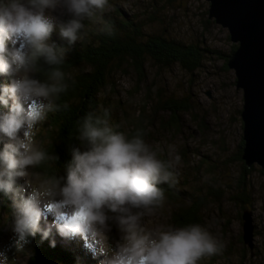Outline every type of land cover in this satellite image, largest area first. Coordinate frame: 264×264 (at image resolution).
Segmentation results:
<instances>
[{
    "label": "clouds",
    "instance_id": "9594fccd",
    "mask_svg": "<svg viewBox=\"0 0 264 264\" xmlns=\"http://www.w3.org/2000/svg\"><path fill=\"white\" fill-rule=\"evenodd\" d=\"M108 3L0 0V74L10 81L0 85V105L9 108L0 112V135L9 141L0 148V193L11 196L15 209V238L9 248L0 249V264H9L8 252L25 251L29 238L37 234L54 248L53 227L62 239L79 237L87 252L102 257L100 264H198L221 251L217 239L198 223L151 230L141 225L140 214L131 209L163 205L164 193L157 185L174 179L172 165L159 158L158 149L147 144L142 133L129 137L106 119L91 114L83 118L78 130L87 149L73 152L65 178L48 179L30 191L17 183L31 167L50 158L36 146L37 125L68 88L61 67L65 55L49 43L51 34L58 29L73 44L81 38L85 20L110 32L103 21ZM9 41L11 48L6 46ZM41 58L50 67L45 80L35 77ZM105 208L122 213V234L115 247L107 234ZM48 217L52 223L42 226Z\"/></svg>",
    "mask_w": 264,
    "mask_h": 264
},
{
    "label": "rangeland",
    "instance_id": "374dc122",
    "mask_svg": "<svg viewBox=\"0 0 264 264\" xmlns=\"http://www.w3.org/2000/svg\"><path fill=\"white\" fill-rule=\"evenodd\" d=\"M122 13L143 24L146 33L162 32L182 42H197L222 53L208 55L192 74L178 65L168 68L149 64L146 67V86L133 97L131 93H134L136 83L134 72L130 69L127 74L118 71L114 73L116 88L101 94L100 97L109 96L108 103L115 112V103L121 101L131 115L141 109L144 89L147 87L152 89V92L162 90L165 97L173 95L179 99H190L193 110L181 113L180 130L165 127L161 120L168 121V113L150 109V114L154 117L150 127L152 136L145 142L158 149L160 159L171 163L173 181L180 191L186 194L207 195L206 204L201 211V225L222 247L220 252L202 258L198 264H259L264 261V173L258 165H254V171L247 177L243 190L241 162L237 157L243 135V91L236 86L234 70L226 65V59L234 44L230 40L228 29L209 18V3L206 0H109L103 15L112 18ZM54 15L59 16V13L55 12ZM67 18L60 17L64 20ZM82 23H89L90 28H93L95 22L85 20ZM84 30L83 33L88 35L89 28L84 27ZM52 36L53 33L50 41ZM6 44L9 48L13 47L10 41ZM151 104L153 106V101ZM49 114L50 112L37 125L35 143L41 151H44L48 143ZM113 121V118L108 119L110 125ZM7 142L8 138L0 135V144ZM66 168L67 166H63L60 170L55 169V173L63 179ZM28 171L29 175L18 177L17 183L26 188L28 186L29 191L31 187L51 179L45 173L39 172L37 166ZM213 189L219 190V197L214 193L210 194ZM172 209L173 205L165 197L160 207L131 209V212L140 214L141 225L151 230L161 226L174 227L171 221ZM245 209L251 211L255 225L252 250L244 244L242 238L241 215ZM14 212L15 209L11 213L7 206L0 204V249L9 248L15 238L12 232ZM104 212L107 216V234L110 243L115 247L122 234V226L119 224L122 213L112 212L107 208ZM51 223L52 218L48 217L43 221V226ZM50 238L60 245L72 244L75 256L84 264H100L102 257H93L87 252L79 237L62 239L53 227ZM32 254V249L27 245L25 251L16 253L13 261L9 259V264H28Z\"/></svg>",
    "mask_w": 264,
    "mask_h": 264
},
{
    "label": "trees",
    "instance_id": "16d2710c",
    "mask_svg": "<svg viewBox=\"0 0 264 264\" xmlns=\"http://www.w3.org/2000/svg\"><path fill=\"white\" fill-rule=\"evenodd\" d=\"M103 21L110 26V32L101 31L100 24L94 23V27L90 28V24L85 23L84 27L89 28V34H84L83 29L81 40L73 44H69L62 38L58 29L53 32L54 37L52 36L50 43L58 51L64 52L65 63L61 67L66 75L68 88L59 98L55 99V110L49 114L48 143L43 152L50 158L37 165V170L45 173L48 177L61 179L60 175L55 173V169L60 170L63 166H67L63 173L66 177L68 167L73 159V152L87 149V144L81 141L78 130L79 124L86 115L91 114L107 121L113 118L114 121L111 125L115 130L123 132L129 137L138 132L142 133L143 139L146 141L152 136L150 127L154 121L150 109L154 108L155 112L168 113L169 120L161 121L165 127L176 130H180L181 113L193 110L188 97L181 99L175 98L173 95L165 97L162 90L152 92V89L147 87L144 89L145 96L142 107L136 113L128 114L121 101L115 103L116 112L112 111L108 103L109 96L106 95L105 98L100 96L116 88L114 73L121 71L127 74L129 69L134 72L136 83L134 93H131V97H133L143 90L147 82L146 67L149 64L168 68L178 65L184 71L192 74L208 55H222L216 49L204 47L197 42L185 43L166 36L162 32L146 33L143 24L134 18L127 17L124 13L112 18H106L103 15ZM88 36L90 38H87ZM236 47V44H232L231 52ZM227 63L228 59H226V65ZM38 67L39 71L35 73V77L45 80L50 67L42 58L38 62ZM8 83H10L9 78L0 74V85ZM151 101L154 103L153 106ZM8 110V107L0 105V112L6 113ZM243 145L242 139L238 146L237 157L241 162L242 186L245 190L246 179L252 174L255 166L247 167L243 161ZM3 146L1 143L0 148ZM260 171L262 172V170ZM157 187L163 191L164 197L173 205L171 221L174 227L193 223L202 224L201 211L206 204L207 195L186 194L175 186L174 181H162ZM213 193L217 197L220 196L218 189H213L210 192V194ZM242 201L244 202V200ZM11 202L10 195L0 193L1 206H7L12 213L14 205L11 206L13 204ZM43 221L44 219L41 221L42 226ZM29 239L28 246L32 249L33 254L28 264H53L54 262L84 264L75 256L72 244L70 246L56 243L53 248L50 247L49 241L42 240L39 234ZM9 253L11 256L14 255V257H9L13 261L17 251L11 249ZM262 263L264 261L259 264Z\"/></svg>",
    "mask_w": 264,
    "mask_h": 264
},
{
    "label": "water",
    "instance_id": "95a60500",
    "mask_svg": "<svg viewBox=\"0 0 264 264\" xmlns=\"http://www.w3.org/2000/svg\"><path fill=\"white\" fill-rule=\"evenodd\" d=\"M206 1L209 18L228 29L230 40L237 45L227 65L243 91L242 159L247 167L258 165L264 173V0ZM242 219L243 242L252 250L255 225L251 211L244 210Z\"/></svg>",
    "mask_w": 264,
    "mask_h": 264
},
{
    "label": "bare ground",
    "instance_id": "6f19581e",
    "mask_svg": "<svg viewBox=\"0 0 264 264\" xmlns=\"http://www.w3.org/2000/svg\"><path fill=\"white\" fill-rule=\"evenodd\" d=\"M147 46V45H146ZM111 68V67H110Z\"/></svg>",
    "mask_w": 264,
    "mask_h": 264
}]
</instances>
